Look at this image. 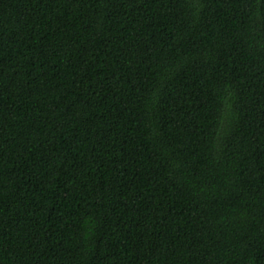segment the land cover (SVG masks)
<instances>
[{"label":"trees","instance_id":"trees-1","mask_svg":"<svg viewBox=\"0 0 264 264\" xmlns=\"http://www.w3.org/2000/svg\"><path fill=\"white\" fill-rule=\"evenodd\" d=\"M0 264H264V0H0Z\"/></svg>","mask_w":264,"mask_h":264}]
</instances>
